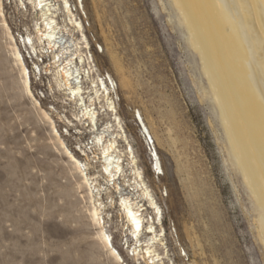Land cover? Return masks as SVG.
Listing matches in <instances>:
<instances>
[{"label": "rangeland", "instance_id": "1", "mask_svg": "<svg viewBox=\"0 0 264 264\" xmlns=\"http://www.w3.org/2000/svg\"><path fill=\"white\" fill-rule=\"evenodd\" d=\"M69 2L88 38L85 50L93 59L88 66L94 77L109 74L113 79L116 114L162 209L164 234L156 249L164 264H264L260 209L230 155L200 55L189 42L178 5L174 0H82L81 10L75 0ZM2 10L18 42L32 31L36 16L29 5L24 9L16 0H3ZM62 15L57 12L60 22ZM4 31L0 16V264H146L132 254L134 241L116 206L107 208L105 227L121 259L101 248L86 212V189H78V173L23 90ZM72 34L81 39L77 29ZM20 49L23 56L28 53L22 45ZM24 61L29 68L25 56ZM30 82L35 97L49 86L53 90L51 98L39 102L44 110L52 103L59 110L68 105L51 78L35 80L30 74ZM137 111L152 138L134 119ZM108 114L101 123H112L114 115ZM75 126V133L68 128L63 139L84 162L81 152L89 153L93 132ZM152 140L163 174L151 168ZM78 144L83 157L74 149ZM119 145L126 147L122 139ZM99 183L106 186L102 179ZM102 199L109 203L106 195ZM148 216L154 217L149 208Z\"/></svg>", "mask_w": 264, "mask_h": 264}, {"label": "bare ground", "instance_id": "2", "mask_svg": "<svg viewBox=\"0 0 264 264\" xmlns=\"http://www.w3.org/2000/svg\"><path fill=\"white\" fill-rule=\"evenodd\" d=\"M2 1V25L23 90L33 105L38 106L39 115L48 122L54 143L78 173V189H86L85 195L90 203L86 212L89 221L97 228L95 236L101 248L114 260L121 259L105 227V220L110 219L107 208L116 206L124 219L125 231L134 241L132 254L141 256L146 264H164L156 249L164 234L162 209L144 181L121 117L116 114L113 79L109 74L94 77L93 69L88 66L93 60L92 54L85 50L89 49V42L81 20L73 11L75 4L71 7L69 0H59L60 4L53 0H16L21 8L29 5L36 16L32 31L20 35V44L5 20ZM174 1L185 20L189 42L200 55L202 70L225 129L230 155L258 204L260 228L264 231V0ZM75 2L83 10L82 0ZM57 12L63 14L61 22L57 19ZM75 29L80 31L81 39L72 38ZM65 35L71 38L67 39ZM21 45L28 49L24 56L30 70L25 64ZM30 74L35 80L41 76L51 78L64 105H71L72 109L68 110L66 105L59 110L53 103L47 106L48 111L40 107V100L46 96L51 98L54 92L49 86L46 93L38 91L36 98L31 91ZM52 100L61 102L56 97ZM109 112L114 115L115 123L110 120L101 123V116L108 117ZM136 113L134 119L141 130L152 138L139 111ZM75 124L88 126L93 132L92 148L89 153L85 149L81 152L84 162L69 150L63 139L68 128L75 133ZM56 125L66 129L60 132ZM120 139L126 143L125 148L120 147ZM78 148L79 144L74 149L80 155ZM149 150L152 170L163 174L155 145ZM101 179L106 186L99 183ZM113 193H116V204ZM103 195L108 197V204L102 199ZM147 208L153 211L154 217H145Z\"/></svg>", "mask_w": 264, "mask_h": 264}, {"label": "built area", "instance_id": "3", "mask_svg": "<svg viewBox=\"0 0 264 264\" xmlns=\"http://www.w3.org/2000/svg\"><path fill=\"white\" fill-rule=\"evenodd\" d=\"M107 75V74H106ZM106 75H104V76H106ZM113 84H114V88H115V83H114V81H113ZM110 86H111V84H110ZM116 90V89H115Z\"/></svg>", "mask_w": 264, "mask_h": 264}]
</instances>
